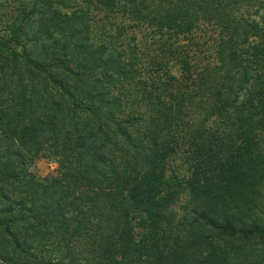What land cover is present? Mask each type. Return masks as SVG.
I'll use <instances>...</instances> for the list:
<instances>
[{
  "label": "trees",
  "instance_id": "16d2710c",
  "mask_svg": "<svg viewBox=\"0 0 264 264\" xmlns=\"http://www.w3.org/2000/svg\"><path fill=\"white\" fill-rule=\"evenodd\" d=\"M0 264H264V0H0Z\"/></svg>",
  "mask_w": 264,
  "mask_h": 264
},
{
  "label": "rangeland",
  "instance_id": "374dc122",
  "mask_svg": "<svg viewBox=\"0 0 264 264\" xmlns=\"http://www.w3.org/2000/svg\"><path fill=\"white\" fill-rule=\"evenodd\" d=\"M209 33H206V35H204L202 37L201 40H205L204 42L206 43V46H209L212 44V40L210 38H207ZM149 35L145 33V38L143 39L145 42H151L149 40ZM147 46H149V43L147 44ZM206 46H202V51H200L201 54L205 53V47ZM199 52V51H198ZM148 52H144V55L146 57V59L144 60V62L146 63L145 65L149 66V63H147L149 60L147 58ZM57 167L58 164L56 162V160L54 158L51 157H41L36 159V161L34 162V164L31 166L32 170L35 171L40 177H45V176H50V175H54L57 172Z\"/></svg>",
  "mask_w": 264,
  "mask_h": 264
}]
</instances>
